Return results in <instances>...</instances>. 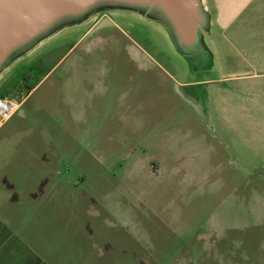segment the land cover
I'll return each instance as SVG.
<instances>
[{
    "label": "rangeland",
    "instance_id": "374dc122",
    "mask_svg": "<svg viewBox=\"0 0 264 264\" xmlns=\"http://www.w3.org/2000/svg\"><path fill=\"white\" fill-rule=\"evenodd\" d=\"M219 32L193 61L157 9L99 2L10 54L2 226L67 264H264V66Z\"/></svg>",
    "mask_w": 264,
    "mask_h": 264
},
{
    "label": "water",
    "instance_id": "95a60500",
    "mask_svg": "<svg viewBox=\"0 0 264 264\" xmlns=\"http://www.w3.org/2000/svg\"><path fill=\"white\" fill-rule=\"evenodd\" d=\"M99 2L157 9L170 22L181 49L187 55H200L199 35H205L206 19L199 0H0V66L60 20L80 16Z\"/></svg>",
    "mask_w": 264,
    "mask_h": 264
},
{
    "label": "crops",
    "instance_id": "0c3cea01",
    "mask_svg": "<svg viewBox=\"0 0 264 264\" xmlns=\"http://www.w3.org/2000/svg\"><path fill=\"white\" fill-rule=\"evenodd\" d=\"M200 5L206 19V35L216 28L220 31L219 37L230 49L236 50L242 60L250 65L249 61H263L259 65L264 66V0H201ZM215 84L217 81L211 83ZM23 115L20 111V116ZM27 155L28 169L31 168L32 173L40 174L48 168V158L39 159L34 153ZM43 197L45 199V195ZM10 220L6 221V227L0 223V264H56V260L67 264L68 255L62 251L63 247L32 246L12 229L14 223Z\"/></svg>",
    "mask_w": 264,
    "mask_h": 264
},
{
    "label": "built area",
    "instance_id": "2783aa9c",
    "mask_svg": "<svg viewBox=\"0 0 264 264\" xmlns=\"http://www.w3.org/2000/svg\"><path fill=\"white\" fill-rule=\"evenodd\" d=\"M20 103L7 98H0V128L18 113Z\"/></svg>",
    "mask_w": 264,
    "mask_h": 264
},
{
    "label": "flooded vegetation",
    "instance_id": "af4514ba",
    "mask_svg": "<svg viewBox=\"0 0 264 264\" xmlns=\"http://www.w3.org/2000/svg\"><path fill=\"white\" fill-rule=\"evenodd\" d=\"M199 57L198 55H195V56H192V55H188L187 57L189 59H192L193 61H195L193 58H197ZM215 81H219V79H212V80H198V81H194V82H191V83H188V84H185L187 86H189L188 88L191 90L193 87L195 88H198L199 90L196 92V94H190V93H187L186 95H188V97H190V101L194 102V103H198L199 101H202L201 99H199L198 97H206L207 96V90H206V84L208 83H212V82H215ZM184 85V86H185ZM188 89H184V88H181V92H184Z\"/></svg>",
    "mask_w": 264,
    "mask_h": 264
},
{
    "label": "bare ground",
    "instance_id": "6f19581e",
    "mask_svg": "<svg viewBox=\"0 0 264 264\" xmlns=\"http://www.w3.org/2000/svg\"><path fill=\"white\" fill-rule=\"evenodd\" d=\"M200 2H201V0H199ZM162 16L164 17V15L162 14ZM165 18V17H164ZM166 19V18H165ZM166 21L169 23V25H170V27H171V29H172V26H171V24H170V22L166 19ZM164 32V31H163ZM199 40L202 42V37H201V35H199ZM3 66L1 65L0 66V69L2 68Z\"/></svg>",
    "mask_w": 264,
    "mask_h": 264
},
{
    "label": "trees",
    "instance_id": "16d2710c",
    "mask_svg": "<svg viewBox=\"0 0 264 264\" xmlns=\"http://www.w3.org/2000/svg\"><path fill=\"white\" fill-rule=\"evenodd\" d=\"M0 98H4L3 96H0Z\"/></svg>",
    "mask_w": 264,
    "mask_h": 264
}]
</instances>
